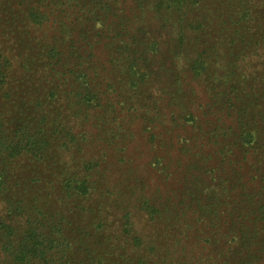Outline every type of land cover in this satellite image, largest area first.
<instances>
[{"label": "trees", "instance_id": "1", "mask_svg": "<svg viewBox=\"0 0 264 264\" xmlns=\"http://www.w3.org/2000/svg\"><path fill=\"white\" fill-rule=\"evenodd\" d=\"M8 1V15L19 19L21 25L10 32L16 36L15 42L6 41L15 46L14 54L8 57L0 52V264H127L123 260L125 252L117 260L106 257L104 221L71 228V216L105 184L103 174H96L97 164L82 165L81 174L66 173L59 165L76 152L83 155L86 149L83 144L88 142L111 146V140L117 141L116 138L127 140L126 119L130 118L132 107H137L139 83L153 82L158 94L161 92L164 97L169 86L176 87L181 76L208 86L213 94L212 111L220 112L228 103L239 109L240 126L229 127L221 144L215 143L212 154L201 158L199 171L194 170L202 186L188 183L198 203V212L193 213L201 222L211 223L221 221L217 215L219 209L228 211L232 216L231 229L225 236H231L232 240L236 234L240 239L245 238L239 250L234 251L236 264H264V240L253 245V238L246 240L249 234L261 238V229L254 227L256 220L264 222V203H259L257 192L248 189L252 180L245 176L251 151L255 154L261 151L259 169L264 170V143L260 145L254 125L247 120L251 108L264 109V0H153L152 12L164 24H172L169 35L178 37L176 58H167L155 50L157 43L154 38L149 39L139 14L148 0H81L78 6L82 10L89 8L87 14L70 25L64 18L55 21L60 32L69 38L74 30L77 41L84 46L81 54L69 53L76 63L74 67L61 64L60 70L51 76L52 81L58 80L54 85L61 80L62 84L72 83V97L61 120L65 123L54 126L48 121L47 109L53 100V103L57 101L58 89L54 86L52 97L38 110L37 130L33 133H28L25 127L9 129L5 124L8 110L1 102L15 90L13 76L28 65L23 49L32 51L27 40L34 38L33 28L50 20L48 9L63 0ZM129 3L136 11L131 17ZM2 8L0 4V30L8 24ZM182 44L188 45L191 55L184 66L179 65L178 58L182 56L177 51ZM98 45L108 50L105 65L95 61ZM151 72L153 77L147 79ZM170 78L172 81L168 83ZM157 80L162 85L160 89ZM169 105L180 107L175 102ZM155 122L153 117L150 126L147 125L151 148L155 147L157 130H166L163 122ZM85 125L88 132H94L92 140L85 136ZM179 144L180 151H188L184 143ZM239 151L242 153L237 154ZM155 162L161 165L160 159ZM192 168L191 164L189 169ZM261 181L264 182V177ZM141 205L142 210L151 209L150 217L158 213L147 201ZM66 208L70 209L68 214H65ZM132 230L127 220L121 234L131 238L132 249H138L135 247H140L143 239L137 232L132 235ZM178 244L176 240L175 245ZM228 244H222V249L230 250ZM113 245L120 247L116 242ZM154 248L152 245L150 250ZM147 258L141 257L139 263L146 264Z\"/></svg>", "mask_w": 264, "mask_h": 264}, {"label": "rangeland", "instance_id": "2", "mask_svg": "<svg viewBox=\"0 0 264 264\" xmlns=\"http://www.w3.org/2000/svg\"><path fill=\"white\" fill-rule=\"evenodd\" d=\"M80 1L63 0L54 8H49L50 20L33 28L34 38L27 40L32 51L30 48L23 49L28 65L19 69L13 76L12 84L15 90L1 102L8 110L5 111L7 112L5 124L9 129L16 126L25 127L28 133L37 130L38 110L52 97L54 86L58 89L55 91L57 101L53 103V100L47 109L50 111L48 121L55 124L54 126L65 123L61 120L65 118L64 110L72 97V83L66 81L62 84L61 80L54 85L58 80L52 81L51 76L60 70L61 64L74 67L76 63L70 58L69 53L81 54L84 46L77 41L78 34L74 30L69 38L60 32L55 21L64 18L70 25L76 18L87 14L89 8L82 10V7L78 6ZM152 1H147L143 12L139 11L143 26L150 35L149 39L154 38L157 43L155 50L163 52L167 58H176L175 47L178 37L169 35L173 25L164 24L152 12L150 8L154 4ZM0 4L2 9H5L4 18L8 19L6 27L0 30V52L10 57L16 48L8 45L6 41L12 39L15 42L16 36L10 32L19 28L21 23L19 19H13L12 15H8L6 10L10 7L8 0H0ZM134 8L135 6L129 3L130 17L136 13ZM72 39L74 44H71ZM177 51L181 52L182 56L178 58L181 59L179 65L184 66L185 62L188 64L191 60L188 45L182 44L180 51L178 49ZM94 53L95 61L105 65L108 50L98 45ZM51 71L54 73H50ZM152 77L153 73L146 78ZM170 81L172 78L168 83ZM161 86L157 80V87L160 89ZM139 88L141 94L138 93L137 107H132L134 113L131 111L128 115L130 118L126 119L129 123L127 140L116 138L117 141L111 140V146L100 142L99 145L96 141L88 142L83 144L86 145L83 155L76 152L70 160L64 158L63 163L59 165L66 173L81 174L82 165L92 162L97 164L94 168L96 174L102 173V183H105L93 193L90 200L83 201L82 208L71 216V228H83L104 221L102 231L107 237L105 252L108 260H117L125 252L127 255L123 260H127V264H142L139 263L141 257H148L146 264H236L237 254L235 255L234 251L239 250L245 238L240 239L236 234L233 240L237 241L233 242L231 236H225L227 230L231 229L232 216L228 215V211L219 209L217 215L220 222L211 224L209 221L198 220L193 213L198 212V203L194 201V191L188 187V183L195 182L202 186V181L194 170L199 171L201 158L212 154L215 143L221 144L229 127L235 129L240 126L237 117L238 107L228 103L220 112L215 109L212 111L213 94L210 89L203 82L191 77L181 76L176 87L169 86L164 97L161 92L158 94L156 91V84L149 80L146 84L139 83ZM174 102L180 107L173 108L175 106L169 105ZM57 114L61 116L57 118ZM133 116L134 118H131ZM153 117H156V124L163 122L166 130H157L155 147L151 148L147 140V125L150 126L149 121ZM247 120H251L254 131L260 137V145L263 144L264 109L251 108L248 110ZM87 127L85 125L83 131L85 136L92 140L94 132H88ZM179 143H184L188 151H180ZM54 151L57 152L56 147ZM241 153L239 151L237 154ZM165 155L170 157L166 159ZM261 156V151L256 154L253 151L249 152L250 159L248 164L246 163L245 174L247 179L252 180L248 189L258 193L260 204L264 203V182L261 181L264 170L259 169L262 163ZM157 158L161 160L160 166L155 162ZM18 162H21L20 159ZM191 164L192 170L189 169ZM159 167L166 169L162 171ZM259 175L262 177H257ZM143 201H147L148 206L156 209L158 213L150 217L148 213L150 214L151 209L145 211L140 208ZM69 210L66 208L65 214H68ZM127 220L134 230L131 234L135 235L137 232L136 235L143 239V244L135 247L139 250L132 249L134 247L131 246V238L121 234ZM255 223L254 229L256 230L257 226L259 230L261 229V238L249 234L246 240L253 238L252 245L264 240V222L258 223L256 220ZM176 240L180 242L178 246L175 245ZM114 242L120 247L113 245ZM225 243H229L230 250L222 249V244ZM152 245L155 247L153 251L150 250ZM175 250L179 251V257Z\"/></svg>", "mask_w": 264, "mask_h": 264}]
</instances>
